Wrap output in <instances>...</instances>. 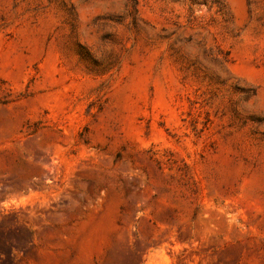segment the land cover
Segmentation results:
<instances>
[{"label":"rangeland","instance_id":"374dc122","mask_svg":"<svg viewBox=\"0 0 264 264\" xmlns=\"http://www.w3.org/2000/svg\"><path fill=\"white\" fill-rule=\"evenodd\" d=\"M0 264H264V0H0Z\"/></svg>","mask_w":264,"mask_h":264}]
</instances>
